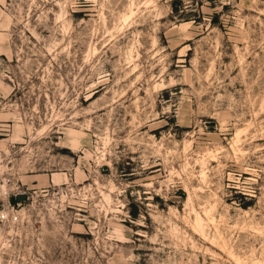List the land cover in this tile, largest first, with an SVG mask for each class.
I'll return each instance as SVG.
<instances>
[{
    "label": "rangeland",
    "instance_id": "374dc122",
    "mask_svg": "<svg viewBox=\"0 0 264 264\" xmlns=\"http://www.w3.org/2000/svg\"><path fill=\"white\" fill-rule=\"evenodd\" d=\"M0 164V264H264V0H0Z\"/></svg>",
    "mask_w": 264,
    "mask_h": 264
},
{
    "label": "built area",
    "instance_id": "2783aa9c",
    "mask_svg": "<svg viewBox=\"0 0 264 264\" xmlns=\"http://www.w3.org/2000/svg\"><path fill=\"white\" fill-rule=\"evenodd\" d=\"M3 164H0V167H2ZM10 183L9 179L7 178L6 174L3 172L0 173V192L5 191V186ZM20 182V180L15 179L12 182V187L13 189L16 190L14 196L18 200H25V199H30V204L32 203V198L36 196V193L34 189H29L26 186H23ZM5 195H7L5 193ZM3 196V194H2ZM22 196V198H18ZM11 198V197H10ZM0 200H1V195H0ZM19 203V202H18ZM17 203V204H18ZM8 200L6 202L2 201L0 202V228L4 226L5 222H7V217H8ZM31 209L27 207L21 214L17 211L14 210L10 213V218L11 220L15 223V228L18 229L22 225L25 226V231L24 233L19 230L18 234H16L15 238V245L18 248V250H27V256L24 257V262L23 263H32L33 261L38 260V256H35V253H37L39 247H38V242H39V231H38V226L35 224V220H31ZM3 248V247H2ZM35 251V253H34ZM42 251L44 253V246L42 248Z\"/></svg>",
    "mask_w": 264,
    "mask_h": 264
},
{
    "label": "bare ground",
    "instance_id": "6f19581e",
    "mask_svg": "<svg viewBox=\"0 0 264 264\" xmlns=\"http://www.w3.org/2000/svg\"><path fill=\"white\" fill-rule=\"evenodd\" d=\"M130 10H129V13H128V15L125 17V19H127L128 17H130L131 16V14H133V10L131 9V8H129ZM124 19V20H125ZM91 52V51H90ZM92 54V53H91ZM89 56V55H88ZM88 126V125H87ZM107 138V137H106ZM69 139V138H68ZM238 139V135H236L235 136V139L233 140V142H235L236 140ZM208 154H210V152L208 153ZM211 157H212V155H211ZM53 176L54 177H58V175L57 174H53ZM205 177H206V174H205V172H204V170L203 169H201V180L202 181H205ZM104 195V194H103ZM104 198L106 199V200H108L109 201V195H104ZM189 201H191V198H188V202ZM192 211H193V213H194V220H193V222H192V228H193V230L195 231V232H197L200 236H202L203 238H205V239H207L208 237H207V234H206V223L205 222H209V223H214V219L211 217V215H210V213H211V211H212V209H210V210H205L204 211V215H205V217H206V221L204 222V219L198 214V213H196V211L194 210V209H192ZM217 232V231H216ZM218 233V232H217ZM229 254H230V256L232 257V259L234 260V263L235 264H244V262H243V260H241L240 258H237V257H235L232 253H231V251H229Z\"/></svg>",
    "mask_w": 264,
    "mask_h": 264
},
{
    "label": "water",
    "instance_id": "95a60500",
    "mask_svg": "<svg viewBox=\"0 0 264 264\" xmlns=\"http://www.w3.org/2000/svg\"><path fill=\"white\" fill-rule=\"evenodd\" d=\"M18 198H22V196L18 197Z\"/></svg>",
    "mask_w": 264,
    "mask_h": 264
}]
</instances>
